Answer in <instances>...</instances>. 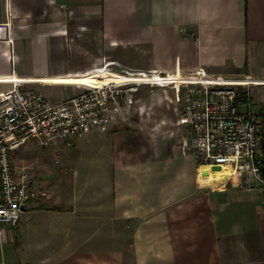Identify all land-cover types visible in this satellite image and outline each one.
Here are the masks:
<instances>
[{"label":"crops","instance_id":"0c3cea01","mask_svg":"<svg viewBox=\"0 0 264 264\" xmlns=\"http://www.w3.org/2000/svg\"><path fill=\"white\" fill-rule=\"evenodd\" d=\"M9 11L0 92L22 78L41 92L60 87L57 103L78 84L127 76L114 62L96 68L100 52L131 71L204 69L264 90V0H0V23ZM60 51L79 64L58 67ZM165 93L139 103L135 125H118L133 106L108 131L56 144L57 163L27 165L42 194L6 235L20 244V264H264L262 192L242 190L239 178L225 189L200 183L180 92Z\"/></svg>","mask_w":264,"mask_h":264},{"label":"built area","instance_id":"2783aa9c","mask_svg":"<svg viewBox=\"0 0 264 264\" xmlns=\"http://www.w3.org/2000/svg\"><path fill=\"white\" fill-rule=\"evenodd\" d=\"M11 12L0 23V40L12 42ZM125 80L102 86L81 85L80 93L53 102L28 87L22 78H12V87L0 92V240L21 220L24 209L41 190L27 166L15 163L13 152L30 139L42 147L59 143L73 146L84 134L108 131L116 116L135 103L144 85L174 86L180 92L179 121L186 127L187 148L198 162L202 185L225 189L239 178L242 190H260L264 198V116L254 106L249 86L221 81L204 69L186 74L125 70ZM179 77V82L167 83ZM243 86L248 95L240 91ZM249 88V89H247ZM220 166V169H214ZM223 173L216 182L209 175Z\"/></svg>","mask_w":264,"mask_h":264},{"label":"rangeland","instance_id":"374dc122","mask_svg":"<svg viewBox=\"0 0 264 264\" xmlns=\"http://www.w3.org/2000/svg\"><path fill=\"white\" fill-rule=\"evenodd\" d=\"M69 41L72 42L71 36L68 37ZM68 52H62L60 51V54L54 59L53 63H58V67L64 68V69H71L76 67L80 60L77 57L69 58L64 57L65 54ZM101 57L99 58V65L97 67H107L108 63L114 62L115 64L109 66V68L113 71H120L123 72L125 70H130L127 67L122 66L119 62L115 61H108L107 56L103 55L102 52ZM115 57V56H114ZM118 57V56H116ZM136 60V59H135ZM252 91L253 98L256 101V104L254 106L258 111H261V106H263L264 103V90L261 91L255 87V85L249 86ZM60 89V87L56 85L52 86H46L45 92H42L45 94L48 98L52 100L51 96H53L52 92H56ZM75 92L81 91L80 88L75 87ZM168 89V98L174 96V86L170 85L167 87H161V86H152V85H144L140 88V91L135 94V102L134 107L130 110V112L126 115V118L121 120L118 125L125 127L128 125H135L138 122V105L139 103L147 100L153 93H157V95H161L162 93L166 95L165 90ZM249 89V88H247ZM41 92V91H39ZM136 104V105H135ZM56 145H51L48 147H42L40 144L35 142L34 140L30 139L22 148L19 150H16L13 152L14 158L17 161L19 165L27 166L29 163L32 165V168H37L39 171L44 170L46 165L57 163V159H59V156L56 155ZM58 156V157H57ZM29 166V165H28ZM20 245L18 242H11V241H4L2 242L0 240V264H20L19 260L22 258V253L19 250Z\"/></svg>","mask_w":264,"mask_h":264},{"label":"bare ground","instance_id":"6f19581e","mask_svg":"<svg viewBox=\"0 0 264 264\" xmlns=\"http://www.w3.org/2000/svg\"><path fill=\"white\" fill-rule=\"evenodd\" d=\"M127 76H101V77H97L94 78L93 81L95 82V86H102L104 84H107L109 82H113V81H122L125 80ZM175 78H179V77H174V79L168 80L167 83H174V82H179V79H175ZM221 81H228L230 83H244V84H248V83H253L252 79H248V78H244V79H222ZM209 180L210 182H216L217 180H220V178L223 177V173H217V174H212V176L209 175Z\"/></svg>","mask_w":264,"mask_h":264},{"label":"trees","instance_id":"16d2710c","mask_svg":"<svg viewBox=\"0 0 264 264\" xmlns=\"http://www.w3.org/2000/svg\"><path fill=\"white\" fill-rule=\"evenodd\" d=\"M240 91L243 93V95L245 96V98L248 99V95H247L246 91L244 90L243 86H240ZM260 112L263 115V113H264V104L261 107V111Z\"/></svg>","mask_w":264,"mask_h":264},{"label":"water","instance_id":"95a60500","mask_svg":"<svg viewBox=\"0 0 264 264\" xmlns=\"http://www.w3.org/2000/svg\"><path fill=\"white\" fill-rule=\"evenodd\" d=\"M264 116V113H263ZM263 147H264V141H263ZM214 169H220V166H214Z\"/></svg>","mask_w":264,"mask_h":264}]
</instances>
